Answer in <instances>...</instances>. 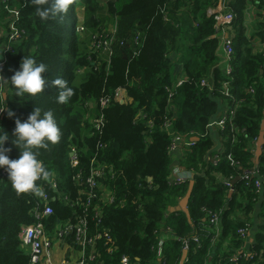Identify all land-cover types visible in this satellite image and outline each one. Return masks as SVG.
Here are the masks:
<instances>
[{
	"label": "trees",
	"instance_id": "obj_1",
	"mask_svg": "<svg viewBox=\"0 0 264 264\" xmlns=\"http://www.w3.org/2000/svg\"><path fill=\"white\" fill-rule=\"evenodd\" d=\"M221 1L220 11L234 15L229 60L215 27ZM250 5L257 7L256 34L264 42V0H73L62 18L47 21L33 0H0V27L8 9L19 12L18 38L9 43L8 36L0 37V45L10 46L0 75L10 78L23 56L32 57L47 66L42 75L48 82L35 96L16 97L10 82L0 88L8 155L19 158L23 149L12 143L15 119L23 122L33 108L41 115L52 111L61 132L58 143L35 150L49 173L36 182L37 191L18 194L7 173L0 175V264H29L21 232L36 221L41 194L53 209L41 219L49 234L58 223L74 225L82 217L88 237L100 234L87 245L94 255L88 264H121L122 257L130 264H179L184 250V264H264V199L251 241L239 233L251 228L264 191V180L256 185L264 174V143L257 161L254 153L264 110V49L254 50L247 35ZM56 78L74 90L67 104L56 102ZM118 88L130 102L113 98ZM105 97L111 100L102 106ZM219 100L227 109L236 107L232 119L217 127L222 146L212 151L209 123ZM7 109L15 116L9 118ZM176 134L198 137L180 156L190 174L181 182L169 179ZM101 165L104 173L90 187L87 178ZM190 179L188 219L170 208L186 194ZM213 212L220 216L217 234ZM64 238L79 250L74 232Z\"/></svg>",
	"mask_w": 264,
	"mask_h": 264
},
{
	"label": "clouds",
	"instance_id": "obj_2",
	"mask_svg": "<svg viewBox=\"0 0 264 264\" xmlns=\"http://www.w3.org/2000/svg\"><path fill=\"white\" fill-rule=\"evenodd\" d=\"M33 2L40 6L36 11L42 21L62 18L68 12L69 6L73 4V0H33ZM2 58L3 50H0V59ZM46 71L47 66L44 63H37L34 58L23 56L19 70L15 71L10 78L0 75V88L10 82L16 97L35 96L43 92L48 83L42 75ZM51 83L53 87L59 89L56 102L67 104L74 95V90L68 86V82L62 78H56ZM5 110L6 106H0V113H4ZM7 116L12 118L15 113L7 109ZM12 134L15 137L12 143L17 148L22 147L23 150L19 152L17 159L9 157L8 153L12 149L5 147L6 142L9 141V134L0 126V170L7 173V178L18 194L37 191L36 182L47 179L49 173L43 162L37 158L38 152L35 150L47 149L49 144L58 143L61 136L53 112L47 111L41 115L40 108H33L23 122L19 118L15 119Z\"/></svg>",
	"mask_w": 264,
	"mask_h": 264
},
{
	"label": "built area",
	"instance_id": "obj_3",
	"mask_svg": "<svg viewBox=\"0 0 264 264\" xmlns=\"http://www.w3.org/2000/svg\"><path fill=\"white\" fill-rule=\"evenodd\" d=\"M6 1V0H3ZM223 5L221 6V8ZM219 9L214 10V19H215V27L220 31V36L222 38V45H223V51L225 54L226 59H230V57L233 54V40L232 35H228L227 31L230 28V23L232 22L234 15L232 13H222ZM19 12L16 9H8V40L9 43L15 41L18 38V30L15 24V19L18 17ZM79 22L77 24L76 30L78 32H81L83 29L82 27V16L78 17ZM109 30H111V27H109ZM104 50L105 52H108V43L107 41H104ZM98 47V45L96 46ZM10 50V46L6 45L5 51ZM3 64V62H2ZM183 79H178L177 85L181 83ZM226 94H228L227 86L225 85ZM249 92H252L251 86L248 88ZM125 91L121 88L116 89L113 98L118 100L119 102L125 103L128 102L129 98L124 95ZM110 97H105L100 100V105L106 106L109 101ZM235 107L236 103L232 107H230V110L226 115L220 116L218 119H214L209 123V126H216L223 128L225 122L227 119H232V117L235 114ZM2 113H0L1 116ZM181 143L184 146H191L193 141L190 139L187 140L184 135L176 134L173 137L172 143L170 145V150L172 151L176 145ZM228 158L231 160V156L228 155ZM218 158L215 157L214 161H216ZM105 170V166L101 165L95 169L92 170L91 175L87 178V183L90 187L94 186V178L95 176L103 175ZM0 175L4 176L6 175V172L3 170H0ZM189 178V175L186 176H179L177 177L176 181L171 182H181L185 181ZM264 180V174H259V179L256 181V185H260L259 181ZM88 195L91 196L89 192H87ZM41 208H37L35 212V218L36 221L28 224L23 227L21 232V240L23 243V246L27 249L28 255H29V264H40L44 258L47 262H49V254L47 251L51 248L53 245V242L59 239H63L64 235L70 232H74V240L75 243L79 246L81 255L80 258L75 259L72 264H88V260L93 259L94 255L93 253H87L86 248L87 245L90 243H93L96 238L99 237L100 234L95 235L94 237H88L87 231H86V220L85 217L79 218L78 222L76 224H70V223H64V224H57V226L54 228L53 233L49 234L46 231L45 225L42 222L43 217H47L48 215H51L53 213L52 207L49 205V198L47 194H41ZM107 198L110 199L111 195L108 193ZM219 214L216 212H213L211 214L210 223L213 225V228L216 230V234L219 230ZM239 233L246 239V242L249 243L248 238L249 235L247 233L246 229H239ZM168 234H166L167 236ZM107 236V235H106ZM108 237V236H107ZM164 237V235H163ZM186 246V241L184 242ZM121 264H130V261L127 257L121 258Z\"/></svg>",
	"mask_w": 264,
	"mask_h": 264
},
{
	"label": "crops",
	"instance_id": "obj_4",
	"mask_svg": "<svg viewBox=\"0 0 264 264\" xmlns=\"http://www.w3.org/2000/svg\"><path fill=\"white\" fill-rule=\"evenodd\" d=\"M257 13V7L255 5H250L245 11L244 14V24L247 28V35L250 36V41L252 43V46L257 50H263L264 49V42L258 37V34H256L257 26H256V20H254V11ZM8 36V21L7 17L4 21V26L0 27V37H6ZM6 43H2L0 45V50L5 51ZM4 61V52H3V58L0 59V66H2V62ZM227 64V63H226ZM177 71L178 73L181 72V64H177ZM183 75L181 74L179 79L183 78ZM126 95V93H124ZM127 97V95H126ZM219 110L223 115H226L230 108L227 109L226 106L222 105L221 100L218 101ZM221 114V115H222ZM210 127V126H209ZM209 134L211 136V139L213 141V148L212 151H218L220 150L222 146V141L219 135L218 128L216 126H211ZM186 146L179 143L176 145V147L171 151L172 154V170L171 175L169 177L170 181H176L177 177L179 176H186L190 174L185 173L184 168L179 164L180 156H182L183 151L185 150ZM264 191H261V197L260 201L256 204V211L253 214V220H252V226L248 231V235H250V238L248 239L251 241L252 234L257 230L258 223H260V219L258 218V211L260 209V204L262 203L264 199ZM227 245V243H225ZM49 254V262H47L44 258V260L40 264H72V262L80 258L81 252L80 249L78 250V247H75L74 244L69 243L65 238L59 239L53 242V245L51 248L47 251Z\"/></svg>",
	"mask_w": 264,
	"mask_h": 264
},
{
	"label": "water",
	"instance_id": "obj_5",
	"mask_svg": "<svg viewBox=\"0 0 264 264\" xmlns=\"http://www.w3.org/2000/svg\"><path fill=\"white\" fill-rule=\"evenodd\" d=\"M220 116H221V111L218 110L215 117H216V119H218ZM197 139H198L197 136L191 137V141H196ZM263 143H264V110H263V118H262L261 125H260V132H259V135H258V138L256 141V147L254 150V153L256 156V161L258 160V157L261 153V146ZM70 155L72 156L73 153H70ZM191 178H192V175H191ZM192 186H193V180L190 179L186 194L179 200V202L176 206L170 208V211L181 210L182 212L185 213V215L188 219L190 218L189 212L187 209V202H188V199H189L191 191H192ZM186 252H187L186 250L183 251L181 258H180V261H179V264H184V261L186 259Z\"/></svg>",
	"mask_w": 264,
	"mask_h": 264
},
{
	"label": "rangeland",
	"instance_id": "obj_6",
	"mask_svg": "<svg viewBox=\"0 0 264 264\" xmlns=\"http://www.w3.org/2000/svg\"><path fill=\"white\" fill-rule=\"evenodd\" d=\"M222 3H223V2L221 1L217 9L221 8V6L223 5ZM253 11H254V10H253ZM76 13H77L78 17L82 16L83 9H82L81 5H79L78 7H76ZM256 14H257V13L254 11V20L257 21V19H256ZM227 32H228V31H227ZM219 33H220V31H219ZM227 34H228L229 36L231 35V34H229V32H228ZM233 53H234V51H233ZM229 70H230V64L227 63V64H226V71H229ZM178 79H179V78H178ZM128 101L130 102V99H129ZM190 140H191V138H190ZM193 142H194V141H193ZM214 159H215V157H214ZM184 171H185L186 174L189 173V172L186 171L185 169H184ZM215 264H220V263H215Z\"/></svg>",
	"mask_w": 264,
	"mask_h": 264
}]
</instances>
